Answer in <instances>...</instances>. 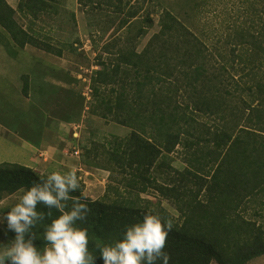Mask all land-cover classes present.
<instances>
[{
	"label": "trees",
	"instance_id": "16d2710c",
	"mask_svg": "<svg viewBox=\"0 0 264 264\" xmlns=\"http://www.w3.org/2000/svg\"><path fill=\"white\" fill-rule=\"evenodd\" d=\"M64 1L19 0L14 7L0 0V44L7 53L17 57L31 45L62 54L44 27L36 26L44 16H58ZM77 1L88 11L113 7L122 13L130 0ZM237 11L243 19L218 35L219 59L167 9L160 31L141 51L130 42L116 51L103 46L106 58L92 75L97 103L92 111L131 132L87 148L95 156L86 164L110 172L103 198H87L81 186L71 194L90 208L86 220L77 223L88 230L96 264H103L98 246L122 239L126 228L145 214L174 223L165 248L169 264H245L264 255V0H240ZM17 13L27 19V27ZM137 13L128 11L119 28H129ZM147 32L140 27L138 37ZM24 78L28 94L29 77ZM177 150L186 164L183 170L174 166ZM100 153L106 160H100ZM47 175L0 162V199ZM150 193L156 200L143 197ZM51 213L34 229L41 249L47 246L45 228L60 215L54 208Z\"/></svg>",
	"mask_w": 264,
	"mask_h": 264
},
{
	"label": "rangeland",
	"instance_id": "374dc122",
	"mask_svg": "<svg viewBox=\"0 0 264 264\" xmlns=\"http://www.w3.org/2000/svg\"><path fill=\"white\" fill-rule=\"evenodd\" d=\"M8 2L17 6L19 0ZM239 3L240 0H130L124 12L115 13L113 7H105L100 12L88 11L77 0H65L58 16H44L36 26L44 27V34H49L54 44L65 48L64 56L47 54L45 50L30 45L21 49L17 57H11L0 44V160L20 161L21 150L15 145L18 137L35 143L46 140L56 145L57 150L31 153L39 161L26 166L45 174L75 170L85 196L92 200L103 198L110 172L86 164L95 156L93 152L88 153L87 148L92 149L96 142H104L113 135L127 137L131 129L93 113L92 108L97 107L95 100L86 109L79 75L89 73L93 66H100L106 58L103 52L105 44H117L119 47L130 42L142 50L149 39L160 31L161 14L165 9L193 30L219 59L215 51V46L221 45L216 43L218 35L232 29L237 20L239 23L243 19L237 11ZM128 11H137V16L132 18L129 28L128 25L119 28L120 18H124ZM16 17L27 27V19L19 13ZM140 27H147L148 32L138 37ZM41 60L46 65L41 64ZM42 73L47 77L44 78ZM26 75L31 86L28 94L23 91ZM98 109L103 110L101 107ZM73 124H81V127L75 131ZM75 147L80 149V157L75 155ZM174 155V166L181 170L186 168L180 151L177 150ZM99 158L106 160L103 153ZM82 164L86 167L84 171L79 169ZM24 191L25 188L3 194L0 220L19 201ZM124 192L127 196L131 195L128 189ZM143 197L156 200L153 193L143 194ZM166 205L177 214L173 205ZM2 227L0 247L9 245L13 240L6 224ZM212 264L219 263L214 260ZM245 264H264V255L254 257Z\"/></svg>",
	"mask_w": 264,
	"mask_h": 264
},
{
	"label": "clouds",
	"instance_id": "9594fccd",
	"mask_svg": "<svg viewBox=\"0 0 264 264\" xmlns=\"http://www.w3.org/2000/svg\"><path fill=\"white\" fill-rule=\"evenodd\" d=\"M80 189V179L75 170L53 171L23 192L19 201L4 213L0 231L6 224L8 233L14 234L9 245L0 247V264H96L98 255L89 249L90 237L78 221L86 220L90 208L87 203L73 200L72 193ZM73 200L70 210L67 202ZM47 206V213L37 206ZM60 215L51 219L44 230L47 246L39 248V237L34 231L51 217V209ZM171 219L156 214H145L141 221L130 224L123 238L111 244L98 246L103 264H169L165 251L167 238L173 230Z\"/></svg>",
	"mask_w": 264,
	"mask_h": 264
},
{
	"label": "crops",
	"instance_id": "0c3cea01",
	"mask_svg": "<svg viewBox=\"0 0 264 264\" xmlns=\"http://www.w3.org/2000/svg\"><path fill=\"white\" fill-rule=\"evenodd\" d=\"M14 7H16V6H14ZM53 45H55L58 49H61V51H62V54H58L57 52L53 53V54H56L57 56H64L65 55V53H64L65 48L57 46L58 44H53ZM108 45H110V49L112 51H116V49L118 48L117 44H108ZM137 50H139V49H137ZM139 51H141V50H139ZM45 52L47 54H51V52H47V51H45ZM40 63L43 65H46V62L44 60H41ZM42 75L44 76V78L47 77L45 73H42ZM74 126H75V124L72 125V129H74ZM18 139H19L18 141H15L16 142L15 145L18 147L19 150H21L22 155H19V156H21L20 157L21 159H19L20 161H16V163L18 162V163H23L25 165H28L27 163L32 162V163L36 164V163H38L37 161H39V160L37 159V157H35V158L32 157L31 153L34 154L35 152H37L39 150L42 152H46V151L52 152V151L57 150L56 145H52L46 140H42V141L35 143V142L30 141V140L22 139L20 137H18ZM51 149H53V150H51ZM4 161L11 162L8 159H1L0 160V162H4ZM21 161H23V162H21Z\"/></svg>",
	"mask_w": 264,
	"mask_h": 264
},
{
	"label": "built area",
	"instance_id": "2783aa9c",
	"mask_svg": "<svg viewBox=\"0 0 264 264\" xmlns=\"http://www.w3.org/2000/svg\"><path fill=\"white\" fill-rule=\"evenodd\" d=\"M99 67L96 65V66H93L92 70H89V73H81L79 75V78L82 80L81 83L83 85V95L85 97V100H86V109H89L90 106L92 105V103L94 102V95H93V78H92V75H93V72L98 69ZM81 127V124H75L74 126V129L76 131V129L80 128ZM75 155L77 157H80L81 155V151L79 148L75 147ZM79 169L81 171H84L86 170V167L82 164L80 165Z\"/></svg>",
	"mask_w": 264,
	"mask_h": 264
}]
</instances>
